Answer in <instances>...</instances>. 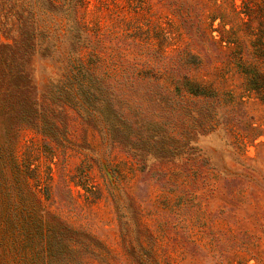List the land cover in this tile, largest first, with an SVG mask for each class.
Returning a JSON list of instances; mask_svg holds the SVG:
<instances>
[{
    "label": "trees",
    "instance_id": "1",
    "mask_svg": "<svg viewBox=\"0 0 264 264\" xmlns=\"http://www.w3.org/2000/svg\"><path fill=\"white\" fill-rule=\"evenodd\" d=\"M228 1L161 0L181 20L189 41L170 60V67L155 71L148 69V63L166 60L164 54L140 52L129 62L125 60L126 53L104 51L99 26L86 21L87 0H0V125L5 134L9 131L7 145L11 147L10 138L15 137L17 142V137L28 130L40 136L48 150L49 142L62 147L69 142L72 110L87 131H98L107 148L121 149L140 162L136 171L159 186L161 193L154 211L158 218L153 228L145 221L147 216L133 191L120 183V177L119 181L118 177L114 179L108 163L101 162L110 181V196L128 264H179L180 248H185L186 253L204 241L218 264H249L252 260L261 263L264 259L260 250L264 226L259 212L249 214L245 221L236 213L251 204L241 181L248 178L257 184L250 177L252 169L246 167L245 174H234L227 181L231 210L209 213L197 191L201 183L202 187L211 186L206 175L215 169L192 163L197 150L190 146L193 139L190 133L177 132L196 130L190 119L200 101L208 105L199 109L203 113L200 128L209 131L217 126V122L213 123L217 114L212 104L219 106L218 92L210 81L195 79L193 71L202 62H196L192 52L197 43L204 41L218 50V56L236 47L225 36L230 33L226 27L233 29L243 14L249 15L237 11L240 6H236V0H230V4ZM228 5L235 6V10L228 12ZM196 7L201 11L195 12ZM193 13L201 18L198 27L191 24ZM217 21L219 27L215 28ZM65 36L69 38V50L63 52ZM132 44L141 46L135 40ZM38 50L48 52L57 70L45 92H39L32 76ZM142 57L148 59L140 64ZM234 61L245 76L247 91L264 103V56L262 61L254 58L249 65L242 56ZM148 131L155 132L151 135ZM261 137L264 132L250 135V140ZM246 139L249 138L242 136L241 140ZM260 145L264 146V141ZM184 155L186 162L171 163L170 159ZM153 159L159 163H147ZM31 175L36 183L40 181L36 169L23 173L15 149L4 154L3 145L0 231L8 254L12 252L17 257L30 252L33 255L27 264H120L117 255L95 235L71 227L47 210L37 189L39 184L28 186L26 180ZM212 176L218 179L215 173ZM23 190L24 195L19 196ZM15 199L30 212L27 221L20 219L15 207L13 214L6 211L9 207L4 204L11 200L16 206Z\"/></svg>",
    "mask_w": 264,
    "mask_h": 264
},
{
    "label": "rangeland",
    "instance_id": "2",
    "mask_svg": "<svg viewBox=\"0 0 264 264\" xmlns=\"http://www.w3.org/2000/svg\"><path fill=\"white\" fill-rule=\"evenodd\" d=\"M87 2L86 21L90 25L92 23L99 26L104 41L103 48L107 54L123 52L126 53L125 60L132 62L140 52L161 53L166 56V60L157 62L151 60L148 63V69L161 71L165 66L170 67L172 63L170 60L189 41L181 27V20L173 14V9L165 7L161 0H87ZM185 4L189 2L186 1ZM236 6H240L237 11H244L243 13L249 15L246 17L243 14L241 17L243 19L236 21L233 29L231 26L226 27L230 33H226L225 36L234 41L236 47L218 56V50L210 42L204 41L197 43L192 52L197 56L196 62H202V65L193 71L195 79L210 81L218 92L220 104L219 106L212 104L217 114L213 123L217 122V126L209 131L200 128L203 113L201 114L199 109L208 106L200 101L195 105V119H190L196 130L177 132L190 133L193 139L190 146L196 147L197 150L192 156V163L206 164L215 169L211 171L213 173L206 175V182L211 186L202 187L201 183L197 191L204 208L209 213L231 210L227 204L226 183L236 174H245V168L249 167L252 169L249 170L250 177L258 185L249 182L248 178H242L244 181L238 180L246 189V196L251 204L247 203L236 210L237 217L244 220L257 210L264 226V146L260 145L264 137L250 140V135L264 132V103L247 91L245 76L234 64V59L241 56L247 65L254 62V58L259 61L263 59L264 0H243V3L242 0H236ZM235 8L228 5L226 10L233 12ZM194 11L198 13L201 9L196 7ZM191 24H194V27L201 24L199 14L193 13ZM214 27H219L218 21ZM63 39V43L59 41V45L61 44V50L64 52L69 50V38L65 36ZM133 40L141 46L134 47ZM47 53L38 50L33 58L32 76L39 92L46 91L45 87L57 72L55 63L49 59ZM147 59L142 57L139 63L143 64ZM142 67L141 65L140 68ZM69 114L71 116L69 142H65L62 147L49 142L48 150L42 138L28 130L17 137V142L15 137L14 140L10 138L12 144L9 147L7 145L9 131L5 134L0 125V149L4 145V154L15 149L19 169H22L23 173H29L31 168L38 171L40 175L38 183L32 178L34 175L26 181L29 187L39 184L37 189L41 191L47 210L58 215L71 227L95 235L114 255H117L120 264H128L123 255L119 224L110 196V181L101 162L103 160L108 163L114 179L118 177L119 181L120 177V183L133 191L147 216L145 221L153 228L156 227L158 218L154 211H157L156 199L161 193L159 186L136 171L142 165L140 162L126 155L121 149L112 151L107 148L98 131H87L72 110ZM148 132L152 135L155 131ZM242 136L249 139L242 141ZM185 157L186 155L182 158L176 156L170 161L179 165L186 162ZM147 163L159 162L153 159ZM129 168H134L135 171ZM214 173L218 176L217 180L213 179ZM24 193V190L22 193L19 192V196H23ZM15 201L17 203L16 199ZM17 204L15 206L14 201L10 200L4 205H8L9 208L6 209L8 213L13 214L15 207L20 219L23 221L30 219V212ZM2 211L1 208L0 212ZM3 240L0 231V264H22L21 260L27 264L32 259L33 254L30 252L27 256L19 254L16 257L12 252L9 255ZM204 243L205 241L200 242L186 253L185 248H180L177 259L179 264H218L217 258L212 256ZM260 250L264 253V240ZM249 264H264V259L261 263L252 260Z\"/></svg>",
    "mask_w": 264,
    "mask_h": 264
}]
</instances>
